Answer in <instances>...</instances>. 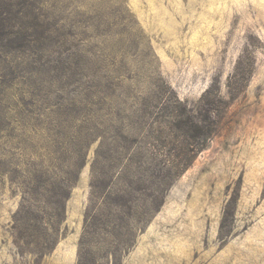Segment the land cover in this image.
<instances>
[{
    "label": "rangeland",
    "instance_id": "374dc122",
    "mask_svg": "<svg viewBox=\"0 0 264 264\" xmlns=\"http://www.w3.org/2000/svg\"><path fill=\"white\" fill-rule=\"evenodd\" d=\"M0 13V264H264V0Z\"/></svg>",
    "mask_w": 264,
    "mask_h": 264
},
{
    "label": "trees",
    "instance_id": "16d2710c",
    "mask_svg": "<svg viewBox=\"0 0 264 264\" xmlns=\"http://www.w3.org/2000/svg\"><path fill=\"white\" fill-rule=\"evenodd\" d=\"M3 15L0 13V32L5 33V17ZM214 106L215 103L212 104L209 108L207 107L206 109H204L207 114H205L206 117L202 121L196 120L189 110L188 106L179 101V108H177V110L179 111L181 116L184 115V119L182 120L183 125H181V127L185 133L186 142H189L190 139H193L194 143L185 144L183 149L186 153V158L184 161H181L176 165H172L173 167L169 170V174L171 177L175 178L179 176L188 167H190L197 153L204 149L208 139L213 136L214 124L212 123L213 121L211 118L209 120V116L212 115Z\"/></svg>",
    "mask_w": 264,
    "mask_h": 264
}]
</instances>
